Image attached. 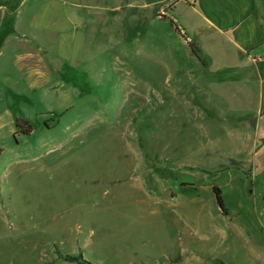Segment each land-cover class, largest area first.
I'll return each mask as SVG.
<instances>
[{"label":"rangeland","instance_id":"obj_1","mask_svg":"<svg viewBox=\"0 0 264 264\" xmlns=\"http://www.w3.org/2000/svg\"><path fill=\"white\" fill-rule=\"evenodd\" d=\"M199 10L0 0V264H264V44Z\"/></svg>","mask_w":264,"mask_h":264},{"label":"crops","instance_id":"obj_2","mask_svg":"<svg viewBox=\"0 0 264 264\" xmlns=\"http://www.w3.org/2000/svg\"><path fill=\"white\" fill-rule=\"evenodd\" d=\"M180 1V0H179ZM186 5L199 7V15L202 18V30L216 31L222 34L226 40L248 60L253 59L250 52L264 44V36H261L262 9H254V0H182ZM184 37L182 43L188 49L186 38H189L184 29L180 27ZM185 38V39H184ZM199 49L197 37L190 38ZM200 51V49H199ZM190 53V51H189ZM191 54V53H190ZM203 58V57H202ZM206 64L199 63V68H205Z\"/></svg>","mask_w":264,"mask_h":264},{"label":"trees","instance_id":"obj_3","mask_svg":"<svg viewBox=\"0 0 264 264\" xmlns=\"http://www.w3.org/2000/svg\"><path fill=\"white\" fill-rule=\"evenodd\" d=\"M171 7H173V5ZM158 16L160 18H162V19H168L170 21L172 27L174 28V30L180 36L184 37V34L181 32L180 28L178 27V25L175 23V21L173 19L168 18L164 14H158ZM186 43H187V46H188V49H189L191 55L194 56L200 62V64L205 65L206 62L203 60L198 47L194 43H192L191 41H186ZM22 122L23 121L21 119L17 118L16 122H15L16 126L20 127L21 130L24 131L25 133H28L30 131L32 125L29 124L27 128H24L21 125ZM212 191H213V193L215 195L216 202H217L218 206L220 207V210H221L222 214H226L227 210H226V207H225V204H224V199H223V196H222L221 188L219 186H217V185H214V186H212ZM64 258L66 260H69V261H75L77 264H92L91 262L83 259L81 257V255H79V254L78 255L66 254L64 256Z\"/></svg>","mask_w":264,"mask_h":264},{"label":"built area","instance_id":"obj_4","mask_svg":"<svg viewBox=\"0 0 264 264\" xmlns=\"http://www.w3.org/2000/svg\"><path fill=\"white\" fill-rule=\"evenodd\" d=\"M186 41H191L190 38H186Z\"/></svg>","mask_w":264,"mask_h":264}]
</instances>
